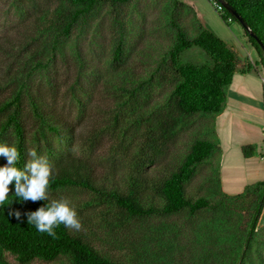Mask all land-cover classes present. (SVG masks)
Returning a JSON list of instances; mask_svg holds the SVG:
<instances>
[{
	"label": "trees",
	"instance_id": "16d2710c",
	"mask_svg": "<svg viewBox=\"0 0 264 264\" xmlns=\"http://www.w3.org/2000/svg\"><path fill=\"white\" fill-rule=\"evenodd\" d=\"M131 1L62 0L64 7L57 8L51 16L46 12L35 23L36 36L32 35L29 40L13 44L3 51L6 67L4 78L0 81V114L6 117V121L0 127V144L5 139L9 145L17 148L20 153L18 168L23 169L28 161L25 100L29 102L37 132L42 137L47 139L48 133L67 137L61 124L70 137L76 134V127L70 121L52 117L36 101L33 91L37 77H44L48 84L51 83L49 70L62 54V44L70 37L78 20L96 5L110 3L117 8ZM208 1L222 5L218 0ZM224 1L243 19L248 29L224 7L221 11L214 7L225 23L236 22L243 28L245 37L264 65V0ZM164 10L166 28L173 34L172 47L168 51V60L161 61L164 71L158 68L156 73L162 77L168 72L172 73L171 90L163 100H153L154 92L160 89V79L155 78V72L133 86L122 87L125 97L133 103L130 104L136 116L133 120L136 132L126 141L127 148L132 149L127 161L138 172L127 175L121 182H109L90 159L68 153L62 154L51 165L53 176L49 185V201L20 200L15 197L13 182L9 185L8 200L0 206V264H11L5 258V252L13 254L18 264H30L34 259H62L65 264H122L99 252L79 231L60 225L55 229L57 238H53L29 225L26 213L47 207L51 200H60L53 195L69 189H79L93 195L84 207L114 206L120 212L117 226L124 225L125 221H145L157 215L171 217L185 213L192 219L199 212H209L211 220L198 229L201 232H219L218 238H205L214 247H219V254H213L215 264H264L261 254L264 240L259 237L264 211V179L246 186L240 194L229 195L223 191L220 176L221 149L216 118L224 111L228 87L237 72L240 58L222 39L202 25L191 6L181 0H166ZM249 31L256 35L257 40ZM193 47L202 49L212 63H181L180 53ZM127 50L125 31L120 29L113 51L114 62H124ZM78 58L82 70V58ZM74 97L81 101L75 94ZM195 124H201V131L191 142L188 152L154 186L155 196L147 195L146 180L141 170L159 163L169 153L178 133ZM9 128L12 129L14 142L12 137L6 135ZM121 134L122 140L125 139V132ZM242 151L245 157H250L258 151V147L245 146ZM216 157L219 158L217 168L213 166ZM6 164L4 158L0 167ZM205 168L209 169V173L198 190L200 195L194 196L189 187ZM155 199L162 205L158 206ZM13 211L21 212L20 220L9 214ZM167 228L164 225L162 230ZM165 243L166 253L173 252L172 243ZM159 245L163 246V243L159 242ZM143 253L145 264H173V256L162 255L148 246ZM254 255L258 261L254 260Z\"/></svg>",
	"mask_w": 264,
	"mask_h": 264
},
{
	"label": "rangeland",
	"instance_id": "374dc122",
	"mask_svg": "<svg viewBox=\"0 0 264 264\" xmlns=\"http://www.w3.org/2000/svg\"><path fill=\"white\" fill-rule=\"evenodd\" d=\"M165 1L132 0L128 5L117 8L110 3H101L78 20L70 37L61 46L62 54L49 70L51 83L48 84L44 77L39 76L34 82L33 91L41 107L58 120L70 121L76 127V134L70 137V133L61 124L67 137L49 133L47 139L42 137L37 132V123L29 102L25 100L27 157L29 150H35L52 165L62 154L72 153L90 159L109 182H121L127 175L138 172L127 161L132 149L127 148L126 141L136 132L133 124L136 116L133 115V103L125 97L122 87L133 86L155 72V78L160 79V89L154 92L153 100H163L171 90L172 73L168 72L163 77L156 73L158 68L164 71L161 61L168 60V51L172 47L173 34L166 28ZM181 1L197 11L196 14L200 15L206 27L233 46L242 60L250 58L251 53L254 59L259 60L256 50L248 44L243 28L236 22L225 23L219 11L208 0ZM62 7V0H0V81L4 78L6 67L3 51L10 49L13 44L29 40L32 35L36 36L35 23L46 12L51 16L57 8ZM120 29L125 31L128 50L126 60L117 64L113 59V51ZM78 57L82 58V70ZM179 59L183 64L212 63L199 47L183 51ZM260 71L264 73V67ZM235 92L231 91L233 94ZM5 121L6 117L0 114V127ZM200 131L201 124L180 131L169 153L156 165L141 170L146 180L147 195L155 196L154 186L180 163ZM123 132L126 138L122 140L120 133ZM6 135L15 141L11 128L7 129ZM1 141L2 144H8L5 139ZM221 143L225 154L222 163L225 174L222 179L226 191L230 192L233 191L227 185L231 180L230 170L239 167L241 160L228 156L230 144L224 135ZM254 155L260 154L257 151ZM3 159L0 156V166ZM218 159L216 157L213 161L215 168ZM208 173L209 169H203L190 185L189 191L194 196L200 195L198 190ZM53 196L66 199L75 209L82 224L79 232L99 252L122 264H145L143 252L147 246L162 255L173 256V264H215L213 254H219V247H214L205 239L208 238L206 236L218 238L219 232H201L198 229L211 220L209 212H199L192 219L185 213L171 217L157 215L145 221H125L124 225L117 226L120 212L114 206L84 207L93 196L86 191L69 189ZM155 201L158 206L162 205L157 199ZM164 225L169 228L162 230ZM259 237L264 240V211L259 225ZM168 241L174 246L173 252L169 254L165 251V242ZM261 254L264 259L262 245ZM5 258L11 264L19 263L9 252H5ZM254 260L258 261L255 255ZM30 264L65 263L62 259H34Z\"/></svg>",
	"mask_w": 264,
	"mask_h": 264
},
{
	"label": "crops",
	"instance_id": "0c3cea01",
	"mask_svg": "<svg viewBox=\"0 0 264 264\" xmlns=\"http://www.w3.org/2000/svg\"><path fill=\"white\" fill-rule=\"evenodd\" d=\"M197 15L202 25L210 31L202 22L200 15L198 13ZM226 44L238 54L233 46ZM238 56L240 63L228 87L224 111L216 118L221 149L220 176L223 191L229 195L240 194L246 186L264 179V73L260 71L264 65L259 55V60L254 59L252 53L250 58L245 57L244 60L239 54ZM233 90L237 93H231ZM222 135L230 144L228 156L241 160L239 167L230 170L231 180L227 182L233 190L230 192L226 191L225 182L222 179L225 174V168L222 166L225 157L221 143ZM245 146H257L260 155L245 157L242 151ZM258 176L262 177L257 179Z\"/></svg>",
	"mask_w": 264,
	"mask_h": 264
},
{
	"label": "clouds",
	"instance_id": "9594fccd",
	"mask_svg": "<svg viewBox=\"0 0 264 264\" xmlns=\"http://www.w3.org/2000/svg\"><path fill=\"white\" fill-rule=\"evenodd\" d=\"M0 156L7 160V164L0 167V206L5 205L8 200L10 187L15 183V197L22 201H49V185L53 176V168L49 161L39 156L35 150H29L28 161L23 169L16 165L20 159V153L15 146L0 144ZM17 220L21 219V212L9 213ZM29 225H34L40 233L57 238L55 229L64 225L73 231L82 230V224L75 209L70 203L61 198L51 200L47 207H40L38 210L28 212Z\"/></svg>",
	"mask_w": 264,
	"mask_h": 264
},
{
	"label": "water",
	"instance_id": "95a60500",
	"mask_svg": "<svg viewBox=\"0 0 264 264\" xmlns=\"http://www.w3.org/2000/svg\"><path fill=\"white\" fill-rule=\"evenodd\" d=\"M222 6L232 15V16H235L239 22L242 24V26L245 28V29H248V26L246 25V23L243 21V19L237 14V12L228 4L226 3L224 0H218ZM249 34L254 37L256 40H257V37L255 34H253L251 31H249Z\"/></svg>",
	"mask_w": 264,
	"mask_h": 264
},
{
	"label": "built area",
	"instance_id": "2783aa9c",
	"mask_svg": "<svg viewBox=\"0 0 264 264\" xmlns=\"http://www.w3.org/2000/svg\"><path fill=\"white\" fill-rule=\"evenodd\" d=\"M213 5L218 8L219 11L223 9V6L218 4V2H213Z\"/></svg>",
	"mask_w": 264,
	"mask_h": 264
}]
</instances>
